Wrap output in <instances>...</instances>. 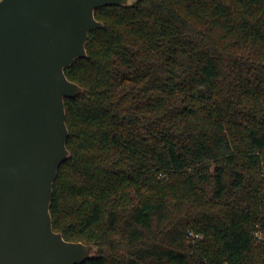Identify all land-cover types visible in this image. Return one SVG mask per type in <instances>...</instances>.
I'll return each instance as SVG.
<instances>
[{"label": "trees", "instance_id": "1", "mask_svg": "<svg viewBox=\"0 0 264 264\" xmlns=\"http://www.w3.org/2000/svg\"><path fill=\"white\" fill-rule=\"evenodd\" d=\"M96 18L66 69L83 91L66 99L54 230L98 249L84 264H264V0Z\"/></svg>", "mask_w": 264, "mask_h": 264}, {"label": "water", "instance_id": "2", "mask_svg": "<svg viewBox=\"0 0 264 264\" xmlns=\"http://www.w3.org/2000/svg\"><path fill=\"white\" fill-rule=\"evenodd\" d=\"M137 0H0V264H84L98 249L67 241L51 204L69 158L66 69L104 27L96 11Z\"/></svg>", "mask_w": 264, "mask_h": 264}, {"label": "rangeland", "instance_id": "3", "mask_svg": "<svg viewBox=\"0 0 264 264\" xmlns=\"http://www.w3.org/2000/svg\"><path fill=\"white\" fill-rule=\"evenodd\" d=\"M255 236L258 238V239H260L262 236H263V233H262V231H257V232H255ZM200 237V236H199Z\"/></svg>", "mask_w": 264, "mask_h": 264}]
</instances>
